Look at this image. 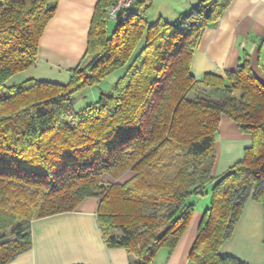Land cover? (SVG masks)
Wrapping results in <instances>:
<instances>
[{
    "label": "trees",
    "instance_id": "16d2710c",
    "mask_svg": "<svg viewBox=\"0 0 264 264\" xmlns=\"http://www.w3.org/2000/svg\"><path fill=\"white\" fill-rule=\"evenodd\" d=\"M145 1L110 33L115 0L96 1L81 61L93 58L69 69L65 84L26 79L6 87L37 64L58 0H0V264L29 251L32 221L74 212L86 198L98 200L106 247L125 250L130 264H152L185 232L195 212L187 199L210 185L188 259L246 264L220 247L249 197L264 208V82L246 53L235 70L191 74L202 32L232 0H198L189 14L150 24ZM259 67L264 75V56ZM124 68L110 94L74 112L75 93ZM222 116L251 145L214 177Z\"/></svg>",
    "mask_w": 264,
    "mask_h": 264
},
{
    "label": "crops",
    "instance_id": "0c3cea01",
    "mask_svg": "<svg viewBox=\"0 0 264 264\" xmlns=\"http://www.w3.org/2000/svg\"><path fill=\"white\" fill-rule=\"evenodd\" d=\"M96 1L58 0L56 13L39 40L37 63L65 72L79 65L86 50ZM134 9L135 4L131 10ZM186 9L187 5L182 6L175 15L180 17ZM242 53L247 54L253 74L264 82V75L259 70V62L264 56V0L231 1L222 16L202 32L193 52L191 74L203 76L235 70ZM215 139L216 159L212 175L218 177L243 159L251 139L225 116L220 119ZM230 151L234 153L230 155ZM209 194L210 189L205 199L200 201L197 197L194 200L207 207ZM97 205V199L86 198L74 212L32 221L31 248L9 264H130L125 250L106 247L96 220ZM196 210L174 249H160L152 264H194L188 255L203 208ZM263 220V205L249 197L231 237L220 247V254L246 264H264Z\"/></svg>",
    "mask_w": 264,
    "mask_h": 264
},
{
    "label": "rangeland",
    "instance_id": "374dc122",
    "mask_svg": "<svg viewBox=\"0 0 264 264\" xmlns=\"http://www.w3.org/2000/svg\"><path fill=\"white\" fill-rule=\"evenodd\" d=\"M150 2V7L144 14V18L147 23H153L157 19L162 18L168 22L175 21L178 16L175 15V12L182 8V6L187 5V9L183 11V15H187L191 12V10L196 6L198 0H146L145 3ZM174 13V17L171 15ZM171 20V21H169ZM108 33H110L114 28V23L109 20L108 22ZM143 44V40L140 41L138 48H140ZM93 58V54L87 55L84 61L80 62V67H84L88 64L91 59ZM125 72L124 69H120L115 71L113 74L107 76L105 79L100 81L99 83L91 86H86L82 88L77 93L73 95V110L74 112H78L83 109L86 105L92 104L96 102L100 96V94L108 95L112 92V88L117 80L123 76ZM194 77H201V76H194ZM26 79H35L38 81H48V82H55L60 84H65L68 81V74L67 72L56 68V67H49L43 63H37L35 66L30 67L27 71L17 74L16 76L12 77L5 83L6 87L13 86L20 84ZM243 134V133H242ZM234 151H230L229 154L232 155ZM128 175H123L120 179L124 180ZM208 186L203 191L202 195H192L187 199V202L194 203V210L196 208H203V212L209 205L206 207H202L201 203H197V197H199L200 201L205 199V194L208 193ZM210 197V194L208 195ZM197 198V199H196ZM196 199V200H194ZM197 211V210H196Z\"/></svg>",
    "mask_w": 264,
    "mask_h": 264
},
{
    "label": "built area",
    "instance_id": "2783aa9c",
    "mask_svg": "<svg viewBox=\"0 0 264 264\" xmlns=\"http://www.w3.org/2000/svg\"><path fill=\"white\" fill-rule=\"evenodd\" d=\"M135 1L136 0H115L107 10L108 19L115 24L126 21Z\"/></svg>",
    "mask_w": 264,
    "mask_h": 264
}]
</instances>
